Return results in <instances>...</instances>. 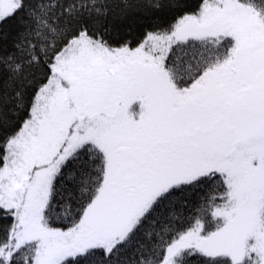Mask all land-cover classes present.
<instances>
[{"label": "snow or ice", "instance_id": "snow-or-ice-1", "mask_svg": "<svg viewBox=\"0 0 264 264\" xmlns=\"http://www.w3.org/2000/svg\"><path fill=\"white\" fill-rule=\"evenodd\" d=\"M0 264H264V0H0Z\"/></svg>", "mask_w": 264, "mask_h": 264}]
</instances>
